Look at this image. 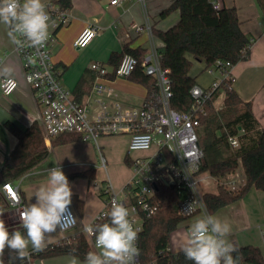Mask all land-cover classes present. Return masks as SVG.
I'll return each mask as SVG.
<instances>
[{
  "label": "built area",
  "instance_id": "2783aa9c",
  "mask_svg": "<svg viewBox=\"0 0 264 264\" xmlns=\"http://www.w3.org/2000/svg\"><path fill=\"white\" fill-rule=\"evenodd\" d=\"M128 1L130 0H110L109 7H122ZM212 1L214 8L218 10L220 4L216 0ZM43 3L50 17L45 44L42 47H33L23 42L18 34L12 38L14 53L21 61L25 82L37 105L36 121L42 129L46 145L67 134L78 135L80 141L94 144H98L104 137L127 135L130 137L127 157L132 161L133 171L130 181L121 193H116L110 182L102 184V187L97 182L92 185L95 191L106 194L107 200L94 222L83 226L80 231L77 213L71 205L70 212L75 220L71 216L66 217V230H59L62 234L61 240L70 242L78 235H84L91 248L97 251L95 233L90 229L96 224L110 222L106 214L110 212L113 199L123 203L128 209L129 219L140 236L146 219L157 215L163 207L160 198L162 186H172L178 191L181 198L178 209L180 216L191 218L196 214H203L205 209L208 212L202 183L213 178L199 172L204 152L199 145L197 129L202 118L207 115L206 104L214 93H219L217 100L223 104L226 89L221 84L223 81L233 80V64L217 61L214 66L207 68L208 74L220 75L221 79H214L209 87L195 84L190 90L193 105L184 112L172 108L173 91L169 76L171 71L162 68V57L156 46L144 55L141 63L144 73L156 79V91L143 105H125L109 86L117 79L129 78L137 70L140 61L131 54H125L117 67L93 62L90 65L94 76L91 90L79 99L63 84V72L54 62L52 50L56 32L69 25L71 16L58 0ZM133 28L143 30L139 25H134ZM101 31L100 26L89 24L74 42V47L79 50L87 47ZM16 40L22 42L18 44ZM18 88L17 79L3 76L0 71L2 96L8 98ZM229 141L233 149L240 148L238 137H230ZM36 173L40 174L38 171L31 172L18 181L5 182L1 187L6 203L19 220L21 212L27 207L21 194L22 182ZM236 183L227 182V185L233 186ZM190 204L191 210L186 211ZM0 264L5 263L0 259ZM135 264H141L139 256Z\"/></svg>",
  "mask_w": 264,
  "mask_h": 264
},
{
  "label": "crops",
  "instance_id": "0c3cea01",
  "mask_svg": "<svg viewBox=\"0 0 264 264\" xmlns=\"http://www.w3.org/2000/svg\"><path fill=\"white\" fill-rule=\"evenodd\" d=\"M173 1L130 0L122 7H109L110 0H72V8L68 9L71 22L56 32L55 42L52 44L53 60L63 72V84L74 92L85 72L91 73L90 65L93 62L108 63L111 53L123 52L125 46H129L131 49L145 50L144 55L149 53L153 46L159 50L163 46V42L155 37L153 31H166L180 20L179 11L167 17L161 16ZM216 1L220 7H235L237 9L241 29L253 41L247 60L234 66L232 71L233 88L243 102L251 103L260 128L264 129V12L258 0ZM91 23L100 26L101 33L90 46L80 50L76 49L74 42ZM134 25H139L143 30H136L133 28ZM9 32L8 26L0 24V56L2 57L0 71L3 76L17 79L19 88L8 98L2 96L0 89V170L17 143L16 138L5 127L6 122L11 121L18 127L26 129L36 121L38 115L37 105L25 82L21 61L14 53V41ZM205 68V63L194 62L191 76L196 78L197 84L209 87L214 79L220 80L221 77L216 74L214 76L208 74ZM109 86L117 98L130 107L143 105L147 98V89L129 78L117 79ZM216 104L221 106L222 101L216 100L215 106L217 107ZM58 138L47 145L50 150L49 157L33 171H38L40 174L36 173L29 183L24 184L25 179L22 182L21 194L27 206L34 203L38 188L47 184L48 169L61 166L70 182L73 194L82 201L81 213L78 209L79 205L73 200L71 203L78 216V231H80L83 226L94 222L107 200L106 194L98 193L99 191H95L92 185L96 182L101 184L110 182L113 190L116 193H121L130 181L133 171L131 166L126 163L130 137L127 135L110 136L102 138L98 144H81L76 141L53 146L54 141ZM103 158L105 159L104 163ZM107 165H116L118 170L125 172L127 169L129 172L127 180L116 181L119 182V185L124 183L119 192L114 188L115 184L108 174ZM91 169H94L95 172L94 180L89 181L77 176V174ZM238 176H242L240 180L244 183L243 168L231 176L228 182L240 181ZM0 196H2L0 208L7 207L0 213L7 210L13 217L12 225L7 227L21 226L17 214L14 216L13 211L6 203L1 188ZM202 215L199 213L189 218L185 223L187 229L189 230L192 223ZM213 215L229 223L231 231L226 239L234 247H258L264 255V192L252 188L245 198L228 205ZM187 236L188 234L184 231L173 233L169 250L173 254L182 252V246ZM61 239L62 234L58 230L47 238V245ZM72 257V255H61L36 259L30 264H71Z\"/></svg>",
  "mask_w": 264,
  "mask_h": 264
},
{
  "label": "trees",
  "instance_id": "16d2710c",
  "mask_svg": "<svg viewBox=\"0 0 264 264\" xmlns=\"http://www.w3.org/2000/svg\"><path fill=\"white\" fill-rule=\"evenodd\" d=\"M58 2L65 9L72 8V0ZM258 3L264 12V0H258ZM178 11L180 20L174 26L166 31L154 30L153 34L163 42L159 48L161 66L171 71L172 108L184 112L193 105L190 90L197 84L196 78L191 76L193 63H205V70L217 61L230 62L236 66L247 60L253 41L241 29L235 7H220L216 10L212 0H174L161 16L167 17ZM125 54L139 59L140 65L129 79L147 89L145 100L151 98L156 91V79L147 76L142 69L145 50L125 46L123 52L111 53L108 64L117 67ZM91 73L85 72L79 80L74 90L77 98L82 99L90 92L94 79ZM221 85L226 89L223 104L219 108L215 106L219 93H214L206 104L207 115L202 118L197 129L199 145L204 152L199 172L210 175L217 184L216 193L208 192L204 196L209 214H215L242 200L252 188L264 192V129L260 128L251 103L243 102L234 90L233 80L223 81ZM5 127L17 143L0 170V188L5 182L18 181L33 172L50 154L37 121L26 129L11 121L6 122ZM230 137L239 138L240 148H232ZM76 141H80L78 135L67 134L55 140L53 146ZM126 163L132 165L129 157H126ZM241 168L244 170L245 181L238 188L231 189L227 182ZM77 176L92 181L95 172L91 169ZM161 191L163 207L157 215L146 219L144 230L139 236L141 264H193L185 258L183 252L173 254L169 250L172 233L189 218L179 215L181 198L174 187L162 186ZM72 200L79 205L81 213L82 201L75 194ZM5 208H0V211ZM235 249L232 255L237 264H264L260 248L235 246ZM90 251L94 250L86 236L78 235L70 242L60 240L49 244L44 251L31 253L30 258L23 261L8 249L0 255V259L5 264H30L36 259L72 255L83 261Z\"/></svg>",
  "mask_w": 264,
  "mask_h": 264
},
{
  "label": "clouds",
  "instance_id": "9594fccd",
  "mask_svg": "<svg viewBox=\"0 0 264 264\" xmlns=\"http://www.w3.org/2000/svg\"><path fill=\"white\" fill-rule=\"evenodd\" d=\"M43 0H0V24L10 28L9 35L16 34L33 47H42L48 39L50 17ZM21 43V40H16ZM47 184L38 188L35 202L20 214V229L10 230L0 220V255L6 249L23 261L31 253L47 247V238L58 230H66V217L70 212L73 191L70 182L59 166L48 169ZM192 205L186 207L191 210ZM110 222L96 224L90 230L95 233L97 251L86 253L83 261L73 256L71 264H135L139 256L138 231L129 219V211L116 199L106 214ZM231 228L205 209L203 215L189 228L182 252L193 264H237L232 253L236 251L226 237Z\"/></svg>",
  "mask_w": 264,
  "mask_h": 264
},
{
  "label": "rangeland",
  "instance_id": "374dc122",
  "mask_svg": "<svg viewBox=\"0 0 264 264\" xmlns=\"http://www.w3.org/2000/svg\"><path fill=\"white\" fill-rule=\"evenodd\" d=\"M98 36H96L91 41V43H93V41L95 39H97ZM90 44H89V46H90ZM216 105H217V107L220 106V104H216ZM78 143H81V144H92L90 142H83V141H78ZM107 171H108L109 176L112 178V181L115 184L114 188L119 192V189L121 188V185L124 184L123 182L128 179V175H129L128 170L126 169L125 172H124V171L118 170V167L116 165H107ZM35 176L36 175L33 174V175H30V176L26 177L25 178V181H24V184L29 183L30 181H32L33 177H35ZM240 177H242V176H238L237 178L240 180ZM117 180H119V182H120V180H123V182L120 183V185H119V182H116ZM240 181H241V183L243 182L242 180H240ZM240 181H238L236 184H234V186H236V187H232V186H229V185H228V187H230L232 189H236V188H238L241 185V183H239ZM99 184H100L101 187L103 186L101 183H99ZM202 185H203V189H204V191L206 193H208V192H210V193H212V192L216 193V191H217V184L215 183V181L213 179L212 180H206V181H204L202 183ZM98 193H100V192H98ZM0 220H2L5 223L6 226H9V225H12L13 217L6 210L5 212L0 213ZM185 223L183 225H181V227H179L173 233L176 234L177 232L184 231L186 234H188V232H187L188 229L186 227L187 225H185ZM18 229L21 230L22 229V226H19Z\"/></svg>",
  "mask_w": 264,
  "mask_h": 264
},
{
  "label": "water",
  "instance_id": "95a60500",
  "mask_svg": "<svg viewBox=\"0 0 264 264\" xmlns=\"http://www.w3.org/2000/svg\"><path fill=\"white\" fill-rule=\"evenodd\" d=\"M10 230H16L18 227L9 228Z\"/></svg>",
  "mask_w": 264,
  "mask_h": 264
}]
</instances>
